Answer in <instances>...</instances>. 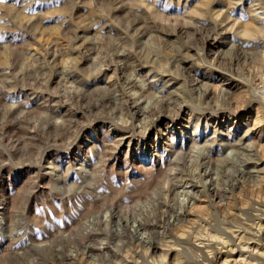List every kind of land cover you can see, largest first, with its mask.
I'll use <instances>...</instances> for the list:
<instances>
[{"label": "rangeland", "instance_id": "obj_1", "mask_svg": "<svg viewBox=\"0 0 264 264\" xmlns=\"http://www.w3.org/2000/svg\"><path fill=\"white\" fill-rule=\"evenodd\" d=\"M1 203L0 264H264V0H0Z\"/></svg>", "mask_w": 264, "mask_h": 264}, {"label": "bare ground", "instance_id": "obj_2", "mask_svg": "<svg viewBox=\"0 0 264 264\" xmlns=\"http://www.w3.org/2000/svg\"><path fill=\"white\" fill-rule=\"evenodd\" d=\"M183 192V191H182ZM5 205V204H4ZM4 206H2V203L0 204V220H2L1 211L3 210ZM3 221V220H2Z\"/></svg>", "mask_w": 264, "mask_h": 264}]
</instances>
